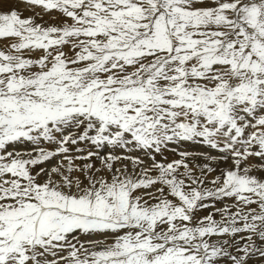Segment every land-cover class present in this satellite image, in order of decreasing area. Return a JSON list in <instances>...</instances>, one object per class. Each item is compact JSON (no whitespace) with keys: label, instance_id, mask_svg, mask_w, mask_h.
Listing matches in <instances>:
<instances>
[{"label":"snow or ice","instance_id":"snow-or-ice-1","mask_svg":"<svg viewBox=\"0 0 264 264\" xmlns=\"http://www.w3.org/2000/svg\"><path fill=\"white\" fill-rule=\"evenodd\" d=\"M0 264H264V0H0Z\"/></svg>","mask_w":264,"mask_h":264}]
</instances>
